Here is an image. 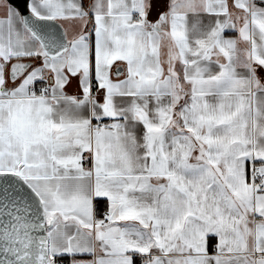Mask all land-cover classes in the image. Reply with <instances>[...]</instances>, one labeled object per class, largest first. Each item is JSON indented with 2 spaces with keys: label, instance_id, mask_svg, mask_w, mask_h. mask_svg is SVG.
<instances>
[{
  "label": "snow or ice",
  "instance_id": "6c2138e0",
  "mask_svg": "<svg viewBox=\"0 0 264 264\" xmlns=\"http://www.w3.org/2000/svg\"><path fill=\"white\" fill-rule=\"evenodd\" d=\"M0 264H264V0H0Z\"/></svg>",
  "mask_w": 264,
  "mask_h": 264
}]
</instances>
